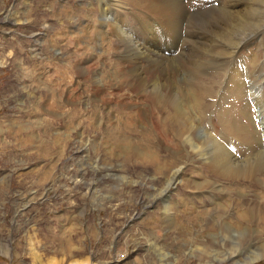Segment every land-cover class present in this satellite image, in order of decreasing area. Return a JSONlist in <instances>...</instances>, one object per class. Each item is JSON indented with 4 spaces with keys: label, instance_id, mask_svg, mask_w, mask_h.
Segmentation results:
<instances>
[{
    "label": "rangeland",
    "instance_id": "1",
    "mask_svg": "<svg viewBox=\"0 0 264 264\" xmlns=\"http://www.w3.org/2000/svg\"><path fill=\"white\" fill-rule=\"evenodd\" d=\"M110 1L115 9L106 20L90 0H0V264H245L248 256L243 253L242 259L225 260L233 254L235 242L247 250L257 248L260 259L247 264H264V176L257 173L248 180L213 175L208 161L192 152L185 136L170 133L166 139H153L158 134L150 131L155 117L145 121L135 115L147 102L144 96L120 94L127 89L104 90L101 81L103 88L91 83L93 73L110 81L123 65L115 56L118 41L107 23L138 40L137 29L149 22L143 9L126 0ZM101 35L113 49L102 43ZM171 51L176 57V48ZM102 54L109 65L95 68ZM252 61L258 65L254 70ZM138 64L148 68L150 60L143 58ZM219 65L196 68L202 74L197 83L212 90L202 99L211 109L190 136L197 144L204 129L243 160L259 150L251 98H257L258 86L264 91V33ZM79 66H92L91 72L81 75ZM171 71L166 75L173 77L174 88L182 92L177 97L184 99L178 87L181 74L172 65ZM143 72L150 78L149 71ZM235 75L244 84L240 98L249 101L250 130L256 138L252 146L226 134L216 113L229 104L227 95H221ZM240 98L238 106L243 104ZM185 112L193 121L192 109L186 106ZM159 116L164 118L166 112L160 110ZM179 132L188 134L186 127ZM148 163L161 169L154 172ZM172 168L180 169L179 179L167 195L151 200ZM204 183L208 185L197 190ZM252 206L260 213L248 222L240 215ZM222 236L228 242L223 247ZM214 251L224 253V259L216 261Z\"/></svg>",
    "mask_w": 264,
    "mask_h": 264
},
{
    "label": "bare ground",
    "instance_id": "2",
    "mask_svg": "<svg viewBox=\"0 0 264 264\" xmlns=\"http://www.w3.org/2000/svg\"><path fill=\"white\" fill-rule=\"evenodd\" d=\"M92 1L97 3V6L99 8L98 10L100 11L102 18L106 20L108 16L107 14L112 13V11L115 9L114 7H112V1L110 0H90V3ZM127 1L132 7L143 9L144 13L147 15V18L145 19L149 22H141L143 24L139 27V29L142 30L137 29L139 38L138 40L131 39L127 36V34L123 33L124 31L122 32L119 27L106 22L108 25L111 26V30L114 31L116 41H118V45L115 44L116 46L113 47V49L111 47L112 42L110 43L108 41H105L106 37L101 35L100 38H102V43L104 42L109 44L110 48L114 50L115 56H118V59H120V61L122 60L123 65L118 67H121L127 71H122V69L120 68V72H118L117 74L116 72L115 74L113 72L112 77L108 79L110 81H107L105 78L106 82L101 80V76H105L104 74L101 75L100 73H93L94 81H92L91 83L100 87V83L103 82L104 84H106L104 85L106 87L104 90L109 89L110 91L116 88H119L120 90L127 89L120 92V94L123 95L125 94V91H130L131 94L137 95V97L135 98H141V96H144V99L146 98L148 103H150V101L153 102V106H150L147 102H142L144 100H141L142 103L140 102L141 104H143L144 107H141L139 104H135V107L140 106L138 108L139 112H135V115H138V119L145 118V121H147L155 117L153 126L154 128H152L153 130L150 131H152V134H158H156V137L153 139L156 140L158 137L162 139H164L165 137L168 138L170 133H174L176 137H181V135L182 137L185 136L186 144L191 147L192 152L194 154H198L201 159L208 161H205V164L208 166L209 171L212 172L213 175H218L220 173V175L225 178H239L248 180H253L254 175L257 173L264 176V91H261L260 86L256 88L258 93L257 98H254L256 96L251 98L253 100V106L256 109L254 115L256 119L255 122L258 125L260 131V143L257 144L259 145V150L254 152L252 151L253 153L250 156H247V158L243 160H239L236 159L231 152L229 153L228 151H226L225 148L219 145L212 136L205 132L204 129H202L203 135L200 136L199 139H196L198 140L197 144H195L196 141L194 143L193 137L190 136V131H192V128L196 127L197 131L198 125L204 118V112L207 109H211V105L203 101L202 99L204 95L211 96L210 92L212 90L209 86L208 88H205L204 86L197 83L198 79L201 78L202 74L196 72V68H199L200 70L202 68L198 66H217L221 64L222 61H224L225 59L227 60V58L230 59L231 57H233V54L246 42L252 39L260 38L264 33V0H126V2ZM209 2L211 3L208 4ZM150 18L152 19V21H150ZM100 25H102V23ZM103 25L105 26L104 23ZM174 48H176V51L178 52H175L177 53L176 57H173L175 55L173 53L174 50L173 52L171 51ZM93 52L94 51H92L91 53ZM166 53H169L170 56H166ZM251 54H253V52ZM102 55H99V59L96 60L95 68L98 67V65H100L102 68H106V64L109 65L107 59L105 60V54ZM143 58L150 60V64H148L150 65V67H142V65L138 64L139 61H141L142 63ZM166 60H168L169 62ZM187 61L192 62L190 65H188L186 63ZM167 62L169 63V65L165 64ZM153 64L154 67L155 64H157L156 69L153 68ZM170 64L176 68L177 73L181 74L180 80L178 81V87L183 88L185 96L184 99H179L181 97H177V92H179L180 89L177 90L176 88H174L172 84L173 77L167 76L168 74L166 75L167 70L172 72ZM251 65L253 70L258 66L254 61H252ZM92 66H79V68L77 67V69L80 70V74L83 75L86 70L90 71ZM74 69L75 71L77 70L76 68ZM202 70H205L204 67ZM258 70L261 71L260 67H258ZM143 71H149L150 78L147 79L142 76V74H144ZM158 73L160 74V76L158 77L159 79L157 78ZM191 76L193 80L196 79V81H193L191 79ZM234 77L239 80V83L233 80ZM234 77H229L230 79L228 80L227 84H225L226 87L221 95V98L227 95V100L229 99V104L226 100L227 107L218 106L219 108L217 107L218 109L216 113L219 117L222 130L226 134H230V136L234 137L239 144L246 143L247 145L252 146L253 144H255L256 138L254 137V132L250 130L252 120L251 113L249 112V101L245 102L242 100V98H240V96H242L243 94L241 90H244V84L238 78V75H235ZM78 78H80V76H78ZM85 78L88 80L87 76H85ZM229 84H231V86H228ZM199 88L201 93H198V95L197 92ZM97 89L101 90L99 88ZM179 93L181 96V90ZM93 94L95 95V93ZM101 96L103 95L101 94ZM117 96L118 94H114L115 98ZM246 96H248L247 93ZM229 97H233L234 100L231 101ZM105 98L106 96H103V98L101 99L104 100ZM239 98L243 102V104H241L240 106L236 104L237 101L240 102ZM183 100L187 101L188 104H184L182 102ZM136 101L139 102L140 100ZM104 103H106L107 106H110V102L104 101ZM186 106H189L193 111V121L191 119L193 117L189 118L186 115ZM91 107L93 106L91 105ZM95 108L99 109V107ZM121 108L125 109L124 103L121 104ZM160 110L166 112V116L164 118L161 117L162 119L159 118ZM117 111H119L120 113V110ZM123 113L124 112H122V114ZM124 115L126 114L124 113L123 117H125ZM241 119H245V121L243 122ZM121 120L123 119L121 118ZM125 121L128 120L125 119ZM117 122L120 124V120ZM109 123L114 124L110 121ZM122 124L120 125L122 126ZM148 124L150 123L148 122ZM183 127L187 128V135H184L182 134V132H179V130L183 129ZM152 134L149 133L150 136H152ZM171 135L172 137H174L173 134ZM211 145L214 147L212 151L207 148ZM209 156L212 157L210 158ZM148 164V167L154 172H157L159 169H161L155 163ZM167 173L169 174L167 179L162 182V189L156 194V196L151 197V200L156 199L157 197L159 198L160 196L164 197L168 194L167 192L169 191V187L175 184L179 179L178 177L180 175V169L175 168ZM183 183L185 184V182ZM206 185L208 184L204 183L201 185H197L196 188L198 190L200 188L205 187ZM258 212V207L252 206L249 207V210H246L244 213L242 212V215L240 216L246 221L252 222L258 218V214L260 213ZM225 238L226 236H222L220 238L221 247L224 246L223 243L227 242V240L224 241ZM234 244L235 249L233 254L228 255L225 260L228 258L236 259L237 256L238 259H242V253L244 255H247L248 259L251 258L250 260L247 259L246 261H244L245 264L260 259L259 254L255 252L257 248L253 249L252 247V249L248 248L247 250L242 243L235 242ZM225 245H228V242ZM211 252L212 251H210L209 254ZM213 253L216 256V261L219 258L224 259V253L215 251ZM83 263L88 264V262L86 261Z\"/></svg>",
    "mask_w": 264,
    "mask_h": 264
}]
</instances>
